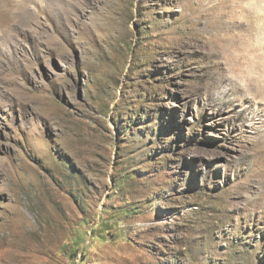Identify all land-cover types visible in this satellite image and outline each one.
<instances>
[{"label":"rangeland","instance_id":"rangeland-1","mask_svg":"<svg viewBox=\"0 0 264 264\" xmlns=\"http://www.w3.org/2000/svg\"><path fill=\"white\" fill-rule=\"evenodd\" d=\"M244 38L264 0H0V264H264Z\"/></svg>","mask_w":264,"mask_h":264},{"label":"bare ground","instance_id":"bare-ground-1","mask_svg":"<svg viewBox=\"0 0 264 264\" xmlns=\"http://www.w3.org/2000/svg\"><path fill=\"white\" fill-rule=\"evenodd\" d=\"M224 28L226 29V27H224ZM226 39H228V38H226ZM252 39H254V40H252ZM210 40H212V38H209L208 39V42L211 45H215L219 39L218 40H215V41H210ZM204 42H206V41H204ZM214 42H215V44H213ZM221 42L219 41V43H221ZM182 43H183V45H189V47L190 46L191 47L192 46L193 47H196L197 45L199 46V43L200 42H198L197 39L193 38L192 40H189L188 42L186 41V42H182ZM224 43H226V42H224ZM211 45H210V47H211ZM220 45H222V44H220ZM263 46H264V41H261L260 38H244V48L248 51V53L250 55V56H248L246 58L247 63L249 64L248 70H246V72L243 73V74H241L239 72H235L236 73L235 74L236 79H235L234 82H237V84H238L239 83L238 82V79L239 78H242L241 80L243 81V83H242L243 87H241L240 85L238 87L239 88H243L246 93L250 92L251 94L254 95V97L256 99L257 98L264 99V50L262 48ZM225 47H228L227 44H226ZM218 48H219V46H218ZM215 50H216L215 47L212 46L211 47V50H210L211 51V55H212V53H215ZM220 52H222V51H220ZM223 53H225V51ZM223 53H221V54H223ZM231 87L232 88H227L225 90V92L227 93L230 90H233V87H235V86H231ZM250 107L252 108V106H250ZM254 111L255 112H259V114L262 115V113H260V111H261V108L260 107H258Z\"/></svg>","mask_w":264,"mask_h":264}]
</instances>
